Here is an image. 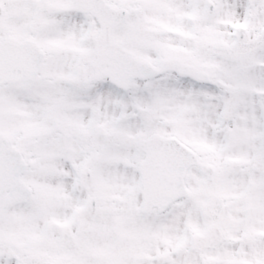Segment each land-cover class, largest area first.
<instances>
[{
    "label": "snow or ice",
    "instance_id": "obj_1",
    "mask_svg": "<svg viewBox=\"0 0 264 264\" xmlns=\"http://www.w3.org/2000/svg\"><path fill=\"white\" fill-rule=\"evenodd\" d=\"M0 264H264V0H0Z\"/></svg>",
    "mask_w": 264,
    "mask_h": 264
}]
</instances>
